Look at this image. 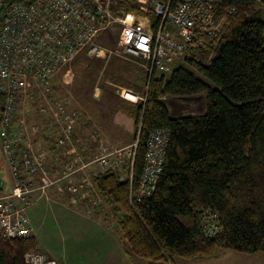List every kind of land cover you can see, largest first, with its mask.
<instances>
[{"label": "trees", "instance_id": "1", "mask_svg": "<svg viewBox=\"0 0 264 264\" xmlns=\"http://www.w3.org/2000/svg\"><path fill=\"white\" fill-rule=\"evenodd\" d=\"M217 5L225 27L214 60L206 64L204 55L174 67L178 61L169 74L148 73L145 101L130 102L137 145L133 184L117 171L92 177L106 205L98 210L117 216L120 241L133 262L174 264L177 258H213L227 251L264 258V2L218 0ZM232 7L236 11L228 13ZM119 8L149 17L158 29L160 19L138 0H119ZM89 61L100 71L102 60ZM97 75L83 85L95 83ZM199 97L203 113L172 116L171 100ZM2 101L0 95V118ZM158 131L168 133L163 170L155 191L140 198L147 143ZM48 150L59 148L51 144ZM209 212L218 215L220 225L213 237L202 228ZM30 252H39L35 238H0V264H26Z\"/></svg>", "mask_w": 264, "mask_h": 264}, {"label": "built area", "instance_id": "2", "mask_svg": "<svg viewBox=\"0 0 264 264\" xmlns=\"http://www.w3.org/2000/svg\"><path fill=\"white\" fill-rule=\"evenodd\" d=\"M217 2L152 1L153 12L160 19L157 30L149 17L143 18L145 22L137 20L140 16L119 9L116 0L106 4L102 0L0 2V138L14 178L9 191L0 188V238H34L29 210L41 199H49L50 191L61 186L76 196L74 205L88 208L89 212L99 209L98 201L92 206L89 203L92 184L88 180L96 176L93 170L97 175L117 171L121 180L133 184L136 149L114 154L112 147L101 144L94 157L88 156V148L96 146L98 136L91 135L88 142L75 135L71 122L76 112L71 101L54 89L57 82L69 86L75 80L73 65L84 64L81 57L106 60L113 54L99 42V36L110 26L119 25L122 53L143 61L150 76L155 71H172L178 61H200L204 55L208 56V64L215 58L225 27ZM235 11L232 7L228 13ZM131 94H135V100ZM121 97L133 103L145 101L138 93L125 89ZM27 109H31L30 114H49L54 120L32 125L35 134L48 123V128L61 131L58 139L63 150L54 159L36 152L27 133L28 120L18 116ZM167 142L168 133L158 131L147 143L146 165L137 188L140 198L149 197L156 189ZM89 167L91 175H83L82 171ZM202 228L209 237L215 236L220 228L218 215L209 212ZM25 262L58 264L40 252L27 253Z\"/></svg>", "mask_w": 264, "mask_h": 264}, {"label": "rangeland", "instance_id": "3", "mask_svg": "<svg viewBox=\"0 0 264 264\" xmlns=\"http://www.w3.org/2000/svg\"><path fill=\"white\" fill-rule=\"evenodd\" d=\"M2 1L3 0H0V2ZM102 1L105 4L109 2V0ZM116 2L117 7L119 8V0H116ZM138 4L144 10L152 9V2L150 0H138ZM135 14L141 17H137V20L142 22L146 21V19L143 18L147 17L137 13ZM110 27L111 28L105 31V33L103 32L102 35L99 36V42L113 52V54L110 56L111 58L109 57L110 59H106L109 63H106L105 65V76L102 77L99 74L100 71L91 66L89 62L92 61H89L90 59L85 55V57H81V59L84 58L82 61L84 64H78L77 66L76 64L73 65V74L75 80L71 82L69 86H65L66 84H62L61 82H57L54 86V89H56L62 97H65V99L71 101L72 108L76 112V114L73 116L74 121L71 122V126L74 127L75 130V135H77L78 138L87 139L88 142L90 139L92 140L91 135L98 136V142L96 144L92 141L96 146H89L88 148V156L90 157H94V155L98 153V148L102 147V145L112 147V151L116 152L114 154L128 153L132 149L137 148L136 143L133 141L131 130L132 120L130 116H128L132 105L130 104V101H125L121 95L123 89L127 90V88H130L137 92L142 98L145 91L147 90L146 82L147 78L149 77L148 72L142 67V64L139 63L137 58L133 56H127L122 53L119 47L120 26L113 25ZM91 60L95 61L98 59ZM99 62L102 63L101 61ZM179 65L188 66L184 61H181L174 67ZM170 71L163 73L169 74ZM90 73L92 76L98 74V77H96V82L90 85H83L84 81L86 79L88 80V77L91 76ZM204 107L203 97L189 101L171 100L169 102L170 112L172 116L175 117L201 114L205 110ZM29 112H31V109L24 110L23 113L20 112L18 116L20 118H27L29 123L27 133H30L35 150L37 147H39V150L36 152L40 154H46L47 158L54 159L56 156L60 155L63 150L58 139L59 136H61V131L56 129V127L54 129L48 128V123L39 133L35 134L33 132L32 125H42L47 121H51L52 118L49 114L42 115L37 112L30 114ZM51 122H54V120L52 119ZM129 128L131 132H129ZM51 144H56V146L59 148V151L54 153L50 152L48 149L51 147ZM41 148L42 150H40ZM90 168L91 167L82 171L83 175H91L90 171H92V169L90 170ZM92 173L97 175L95 170H93ZM0 179L1 184L3 185V190L6 192L9 191L13 185V178L9 161L2 150L1 138ZM88 182L92 184V188H90L88 192L91 191L94 195L93 196L90 194L89 202L98 201L97 205L106 207L101 196L95 190L93 178L91 176ZM57 189H60V191L63 193L65 192L64 195H61L60 201L65 205L68 204V208L73 209L72 207H75L78 209L81 207V205L73 204V199L76 196L70 194L65 187L61 186ZM50 196L51 195L49 193V197ZM36 206H39V203ZM96 211L99 210L97 209ZM99 213L101 214L103 212ZM116 217L117 216L114 213L110 212L109 222H112L115 226L113 229L114 234L118 233L120 235ZM104 225L105 227L107 226L106 224ZM48 228L51 232H55L56 230L61 234H64L65 232V235H68L64 230V226L62 228L61 226L56 225L53 220L48 224ZM58 252H61L60 247ZM76 259H82V264H91L89 261L85 262L80 254L76 256ZM138 260L140 261L138 264H148L143 260ZM174 264H264V258L259 253L254 255H245L227 251L222 252L213 258H197L192 260H183L177 258L174 261Z\"/></svg>", "mask_w": 264, "mask_h": 264}, {"label": "crops", "instance_id": "4", "mask_svg": "<svg viewBox=\"0 0 264 264\" xmlns=\"http://www.w3.org/2000/svg\"><path fill=\"white\" fill-rule=\"evenodd\" d=\"M137 60L143 67V61L138 58ZM106 63L109 62L104 60L100 69L99 74L102 77L105 76ZM127 90L134 91L130 88ZM129 132H131L130 128ZM62 194L64 195L65 192L57 188L53 189L50 191L49 199H41L38 202L39 206H36L37 203L28 213L40 253L48 259L57 261L58 264H82V259H78L81 262L76 259L79 254L85 262L89 261L91 264H138L140 262H133L126 256L119 234H114L115 226L109 222L110 211L108 209L93 212H89L87 208L84 210L72 206L73 209H70L68 204L65 205L60 201ZM52 220L56 225L62 228L64 226L68 235L56 230L55 232L49 231L48 224ZM104 224L107 226L105 227ZM59 247L61 252H58Z\"/></svg>", "mask_w": 264, "mask_h": 264}, {"label": "bare ground", "instance_id": "5", "mask_svg": "<svg viewBox=\"0 0 264 264\" xmlns=\"http://www.w3.org/2000/svg\"><path fill=\"white\" fill-rule=\"evenodd\" d=\"M126 94V92H124V95ZM131 96V99L132 100H135L136 99V96H135V94H133V96H132V94L130 95Z\"/></svg>", "mask_w": 264, "mask_h": 264}, {"label": "water", "instance_id": "6", "mask_svg": "<svg viewBox=\"0 0 264 264\" xmlns=\"http://www.w3.org/2000/svg\"><path fill=\"white\" fill-rule=\"evenodd\" d=\"M0 186H1V181H0Z\"/></svg>", "mask_w": 264, "mask_h": 264}, {"label": "flooded vegetation", "instance_id": "7", "mask_svg": "<svg viewBox=\"0 0 264 264\" xmlns=\"http://www.w3.org/2000/svg\"><path fill=\"white\" fill-rule=\"evenodd\" d=\"M0 181H1V179H0Z\"/></svg>", "mask_w": 264, "mask_h": 264}]
</instances>
